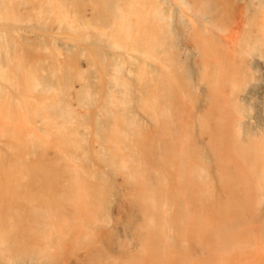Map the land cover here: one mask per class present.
Here are the masks:
<instances>
[{
  "label": "bare ground",
  "instance_id": "obj_1",
  "mask_svg": "<svg viewBox=\"0 0 264 264\" xmlns=\"http://www.w3.org/2000/svg\"><path fill=\"white\" fill-rule=\"evenodd\" d=\"M0 39V264L264 249V0H0Z\"/></svg>",
  "mask_w": 264,
  "mask_h": 264
},
{
  "label": "rangeland",
  "instance_id": "obj_2",
  "mask_svg": "<svg viewBox=\"0 0 264 264\" xmlns=\"http://www.w3.org/2000/svg\"><path fill=\"white\" fill-rule=\"evenodd\" d=\"M2 42H3V40L0 39L1 47L6 48V46H7L6 50H8L9 45L7 44V42L6 41L3 43ZM18 124H20V125H18ZM13 125L15 126V128L18 129L20 127H27L28 123L24 120L23 114H21V116L13 118ZM31 126L32 125H29V127H31ZM86 131H87V135H86L87 137H86L85 143H86V145H89V143L94 141V140L92 139V135H90V134H92L91 130L89 129ZM32 135H33V137H36L35 135H37V136L42 135L43 136V134H40V133H36V134H32ZM33 140H35V139H33ZM92 165L94 167H96V163L92 162ZM116 182L118 184V180H116ZM124 192H125V189H123L121 186H118L116 188V192H113V195H111L108 202H106L107 203V211H108V212L106 211L107 226L111 227L112 230L114 228V224H113L114 218L117 217L116 210L118 207V196ZM127 226H129V225L126 224L124 227L128 228ZM129 228H130V226H129ZM127 235L128 234L126 232L121 231V236H123L124 238L122 239V238L118 237V240L122 243L123 242H126V243L130 242L129 237ZM116 237H117V234H116ZM246 252L247 253H245V252L239 253L240 255L238 254L237 256L234 257L235 258L234 260H230L226 264H264V249H259L256 246L254 248V250L253 249L246 250ZM77 253L79 255H81L82 252H81V250L78 249ZM71 255L72 254L70 252V249L65 250L64 248H62L59 252L51 254L46 259L44 264H76L75 260L73 259V257Z\"/></svg>",
  "mask_w": 264,
  "mask_h": 264
}]
</instances>
